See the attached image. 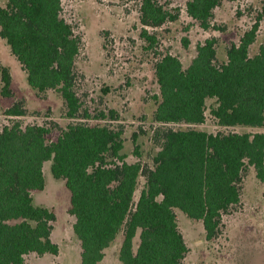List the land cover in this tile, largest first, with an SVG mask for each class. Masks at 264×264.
I'll return each instance as SVG.
<instances>
[{
  "label": "trees",
  "instance_id": "trees-1",
  "mask_svg": "<svg viewBox=\"0 0 264 264\" xmlns=\"http://www.w3.org/2000/svg\"><path fill=\"white\" fill-rule=\"evenodd\" d=\"M129 1L139 4L141 38L156 49L152 32L178 19L171 1ZM222 1L191 0L187 15L208 31ZM263 14L238 43L228 46L223 62L216 38L198 45L187 68L170 53L160 55L154 65L159 95L152 116L158 153L150 167L126 161L122 130L90 125L87 110L80 115L82 39L63 16V0H7L0 7V37L27 73L29 85L39 96L58 93L67 118L82 121L60 129L55 141H49L53 129L45 124L14 121L0 131V264H26L31 254L60 252L52 240L56 214L36 206L32 196L45 189L47 162L71 193L79 264H100L119 237L121 264H183L189 248L176 210L201 221L207 241L218 238L224 214L242 201L251 169L264 185V133H214L196 126L264 128V40L257 53L250 52ZM1 83L2 95L12 98L8 68H1ZM24 104L15 103L6 115L26 116ZM117 116L99 112L95 118L116 121Z\"/></svg>",
  "mask_w": 264,
  "mask_h": 264
},
{
  "label": "rangeland",
  "instance_id": "rangeland-1",
  "mask_svg": "<svg viewBox=\"0 0 264 264\" xmlns=\"http://www.w3.org/2000/svg\"><path fill=\"white\" fill-rule=\"evenodd\" d=\"M170 1V9L178 19L151 31L157 35V47L149 49L148 43L141 38L138 3L129 0H63V16L82 39L77 62V94L83 103L80 115L87 110L91 118L86 122L90 125L107 124L122 130V153L128 163L141 162L152 167L153 158L158 153L152 140V127L155 126L152 116L156 109L154 97L159 95L154 65L160 55L170 53L187 68L197 54L198 45L216 38L218 59L223 62L228 46L238 43L264 10V0H223L214 11L212 27L206 31L187 15L186 5L191 0ZM6 4L7 0H0V7ZM259 25L251 55L258 52L264 40V14ZM185 40H188L187 45ZM2 67L8 68L12 77V98L2 95ZM19 101H24L27 115L8 117V109ZM111 111L117 113L118 120L95 118L99 112L109 115ZM66 112L58 93L50 91L39 96L31 88L27 73L0 37V131L14 121H21L23 126L45 124L53 129L49 141H55L60 129L82 121L67 118ZM196 128L214 133H264V128H221L211 122ZM51 165V162L44 165L45 189L34 191L32 196L36 206L54 210L57 220L52 240L60 252L57 256L31 254L26 257V264H79L81 244L73 231L75 218L69 214L71 193L63 180L53 177ZM140 181L142 189L144 179ZM136 196L138 198L139 192ZM176 213L179 229L189 248L183 264H264V185L256 178L253 169L244 181L241 203L224 214L221 234L215 240H206L201 221L188 218L180 210ZM121 244L122 237H119L106 250L100 264H121Z\"/></svg>",
  "mask_w": 264,
  "mask_h": 264
}]
</instances>
